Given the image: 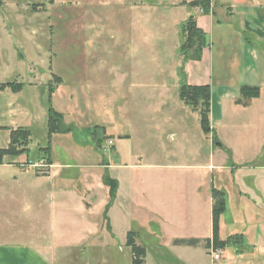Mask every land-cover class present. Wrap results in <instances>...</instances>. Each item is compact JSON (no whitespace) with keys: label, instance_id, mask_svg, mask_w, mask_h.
I'll return each instance as SVG.
<instances>
[{"label":"rangeland","instance_id":"obj_1","mask_svg":"<svg viewBox=\"0 0 264 264\" xmlns=\"http://www.w3.org/2000/svg\"><path fill=\"white\" fill-rule=\"evenodd\" d=\"M183 1L2 0L0 83L23 88L0 90V149L11 131L29 139L0 164V243L45 240L51 264H132L133 233L143 264H264V88L223 109L211 93L202 133L179 99L206 80L195 45L179 55ZM49 108L68 129L50 138ZM50 171L53 207L35 179Z\"/></svg>","mask_w":264,"mask_h":264},{"label":"crops","instance_id":"obj_2","mask_svg":"<svg viewBox=\"0 0 264 264\" xmlns=\"http://www.w3.org/2000/svg\"><path fill=\"white\" fill-rule=\"evenodd\" d=\"M184 7L188 10V16L183 24L188 17L193 16L197 28L205 35L204 46L196 63L206 68H202L206 80L198 85L212 88L211 93L218 96L221 109L227 102H233L234 105L240 102L241 87H260V96L249 101L255 102L261 98L264 88V0H210L208 13H202L198 8ZM46 175L34 177L38 180L36 186L48 188L41 192L53 207L59 187L53 183L55 176L51 171ZM85 204L91 206L88 202ZM209 205L212 208L211 200ZM52 215L48 220L49 231L54 227ZM36 242L0 243V264H51L53 245L47 244L45 240ZM41 242L43 245L39 246Z\"/></svg>","mask_w":264,"mask_h":264},{"label":"trees","instance_id":"obj_3","mask_svg":"<svg viewBox=\"0 0 264 264\" xmlns=\"http://www.w3.org/2000/svg\"><path fill=\"white\" fill-rule=\"evenodd\" d=\"M2 0H0V5ZM189 8H198L202 13H208L210 10V0H192L186 3ZM180 36L184 39L183 43L179 47V55L182 59H187L189 51L195 45L194 53L199 56L202 47L204 46V33L197 28L194 17L190 16L181 26ZM23 88V84L20 83H0V90H9L12 94L19 93ZM51 90V89H50ZM50 95L52 92L50 91ZM260 90L258 87H241L240 97L243 99L258 98ZM49 95V96H50ZM179 99L185 105L189 106L194 111L198 112L199 125L203 134L208 135L212 132L209 124L208 115L210 113L211 106V92L209 85H182L179 88ZM63 115L54 111L53 108H49L47 111V135L49 138L53 134H59L67 132L68 129L62 127ZM29 139V132L23 129H17L10 133V143L7 148L0 149V164L4 157H16L21 154L20 151H16L15 145L21 141ZM46 149H41L44 152ZM104 185L108 187L109 203L106 205L105 212L113 201L116 193L117 183L115 180L108 179L104 176ZM212 198L222 196L221 192L216 190L211 191ZM215 196V197H214ZM223 209V204L220 202L219 206H212V246L217 249L220 246L218 240V216ZM210 242V241H209ZM209 242L207 245H209ZM127 246L130 247L132 254V264H143L145 257V249L136 245L134 242V234L128 233L126 237Z\"/></svg>","mask_w":264,"mask_h":264},{"label":"built area","instance_id":"obj_4","mask_svg":"<svg viewBox=\"0 0 264 264\" xmlns=\"http://www.w3.org/2000/svg\"><path fill=\"white\" fill-rule=\"evenodd\" d=\"M107 145H108V146H112V141L109 140V141L107 142ZM218 258H219V255H218L217 253H214V254H213V259H218Z\"/></svg>","mask_w":264,"mask_h":264},{"label":"water","instance_id":"obj_5","mask_svg":"<svg viewBox=\"0 0 264 264\" xmlns=\"http://www.w3.org/2000/svg\"><path fill=\"white\" fill-rule=\"evenodd\" d=\"M216 146H220V144H219V143H217V144H216Z\"/></svg>","mask_w":264,"mask_h":264}]
</instances>
